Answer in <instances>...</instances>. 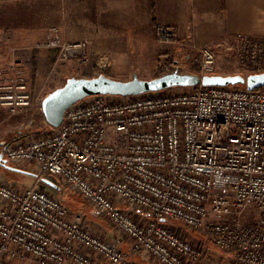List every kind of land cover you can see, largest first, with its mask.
I'll use <instances>...</instances> for the list:
<instances>
[{"label":"built area","instance_id":"1","mask_svg":"<svg viewBox=\"0 0 264 264\" xmlns=\"http://www.w3.org/2000/svg\"><path fill=\"white\" fill-rule=\"evenodd\" d=\"M256 42L250 61L261 72L264 40ZM34 48L56 49L62 59L88 50L84 41L64 42L55 26ZM199 65L202 76L213 73L210 48L201 50ZM5 75L0 107L26 112L33 97L24 72ZM119 98L79 100L58 127L1 142L0 153L14 167H34L37 180L57 176L127 236L130 250L159 264L210 261L204 243L164 224L174 218L201 230L228 264H264V91L198 85ZM248 209L259 218L243 223ZM114 243L93 234L51 191L0 177V264H9L1 255L16 252L37 264H132Z\"/></svg>","mask_w":264,"mask_h":264},{"label":"rangeland","instance_id":"2","mask_svg":"<svg viewBox=\"0 0 264 264\" xmlns=\"http://www.w3.org/2000/svg\"><path fill=\"white\" fill-rule=\"evenodd\" d=\"M62 3L64 5V0H62ZM155 26L151 39L146 40V42L141 40L140 43L144 44L138 45L139 48H131L125 52V57L119 56L118 58H112L113 55L111 54L103 53L97 56L94 53H90L89 42L87 41H84L88 48L84 57L86 59L81 58L78 54L62 59L56 49L34 48L35 44L43 40L45 36L43 39L32 43H22L16 40L15 36L13 37L14 40L12 38L9 41L0 40V74H2L0 75V80L1 76H6L5 74L12 75L13 71L22 70L33 97L32 106L26 112L10 115L4 108L0 107V143H9L26 134L49 130L51 127L45 121L41 110L42 99L52 90L62 86L69 77L91 78L104 74L117 80H129L134 75L141 79H152L173 72L201 77L202 71L199 62L203 48H210L214 52L215 65L212 73L214 75L238 74L246 77L252 73H259L250 61V54H252L254 49L253 44L259 43L256 42L259 39L226 37L200 47L197 43V45H189L190 43L186 40H179L177 44L170 27L167 25ZM159 28H166L172 34V38L167 40L160 36ZM39 52H45L48 56L44 54L45 58L40 56L36 59L35 55ZM50 57L52 58L51 62L44 63V59H50ZM191 88L172 87L163 91L168 94H181L190 91ZM119 97L121 96H111V100H120L121 98ZM8 165L14 167L10 163ZM19 169L34 174V176L14 172L0 166V177L22 188L35 186L51 191L65 202L72 216L79 215L83 217L91 232L103 240L112 242L110 238H113V234H116L117 237L114 236V239L117 238L115 243L118 242L124 252V261L132 264H159L147 254L130 250V241L127 236L113 226L105 217L97 214L80 196L63 186L57 176L44 177L56 184L57 188L52 189L41 180L36 179L34 167ZM145 218L149 219V216ZM258 218L259 215L256 211L248 209L240 219L241 222L247 223ZM164 224L172 227L175 232L192 243L199 241L204 243H202L205 247L203 258L207 257L210 261L202 260L200 264H211L212 262L215 264H228V260L221 257L222 253L225 252L205 239L201 230L186 227L179 219L175 218L166 219ZM136 256L141 261L137 259L135 263L134 257ZM1 258L7 260L9 264H37L31 256L21 252H16L14 256L3 254Z\"/></svg>","mask_w":264,"mask_h":264},{"label":"crops","instance_id":"3","mask_svg":"<svg viewBox=\"0 0 264 264\" xmlns=\"http://www.w3.org/2000/svg\"><path fill=\"white\" fill-rule=\"evenodd\" d=\"M155 25L170 27L177 44L186 40L201 47L226 37L264 40V0H64V5L62 0H0L4 41L15 36L32 43L55 26L63 41H87L90 53L118 58L151 39Z\"/></svg>","mask_w":264,"mask_h":264},{"label":"water","instance_id":"4","mask_svg":"<svg viewBox=\"0 0 264 264\" xmlns=\"http://www.w3.org/2000/svg\"><path fill=\"white\" fill-rule=\"evenodd\" d=\"M229 86L241 85L248 90L264 87V72L242 75H192L177 72L168 73L152 79H141L134 75L129 80H117L104 74L91 78L69 77L65 83L49 92L41 102V110L45 121L51 127H58L64 117L65 110L74 103L92 95L131 96L147 92L163 91L172 87L194 86ZM0 166L22 174L34 176L17 167L9 166L3 153H0ZM52 189L57 186L47 178L41 180ZM164 221V220H162Z\"/></svg>","mask_w":264,"mask_h":264},{"label":"trees","instance_id":"5","mask_svg":"<svg viewBox=\"0 0 264 264\" xmlns=\"http://www.w3.org/2000/svg\"><path fill=\"white\" fill-rule=\"evenodd\" d=\"M194 87H196V86H194ZM257 89H259V90H263L264 91V87H260V88H257ZM49 177V176H48ZM46 185V184H45ZM81 198V197H80ZM82 200V199H81ZM83 201V200H82ZM63 202V204L68 208V210L70 211V209H69V207L65 204V202L64 201H62ZM84 202V201H83ZM203 243V242H202Z\"/></svg>","mask_w":264,"mask_h":264}]
</instances>
